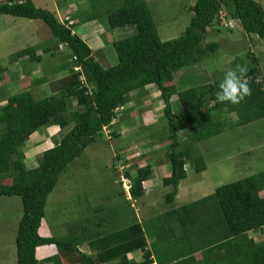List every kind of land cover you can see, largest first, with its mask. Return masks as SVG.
<instances>
[{
    "label": "trees",
    "instance_id": "obj_1",
    "mask_svg": "<svg viewBox=\"0 0 264 264\" xmlns=\"http://www.w3.org/2000/svg\"><path fill=\"white\" fill-rule=\"evenodd\" d=\"M96 1L103 5L108 3L110 7L102 13L91 8L92 14L79 16L81 23L105 16L114 31L127 25L136 29L124 38L109 37L118 57L115 65L103 64L104 60L106 64L108 62L107 56H99L101 52L104 54V49L93 50L74 32L76 25L73 22L60 21L55 13L38 7L33 0H0V15L42 19L48 24L56 44L66 45L71 61L45 70L55 75L51 84L54 93L37 98L31 90H24L1 99L4 103L0 107V125L4 129L0 133V174H9L10 179L0 182V196H20L23 203L16 238L17 264H39L37 248L42 245L56 246L58 253L47 259L54 264H103L114 260H120V264H133L127 254L138 249L144 252L145 264L153 263L152 253L147 249V235L137 220L105 234L101 231L103 236L97 229L98 224L96 228L77 230L76 233H80L77 241L40 233L49 195L62 173L103 135L105 128L116 125L120 110L128 111L130 107L127 105L146 86L158 88L163 101V117L167 119L160 135L168 133L162 142L171 141L159 151L166 153L165 162L171 165V175L163 179V184L171 187L165 195L169 204L174 202L179 184L187 176V162L192 163L197 173L207 168L204 156L195 152L199 142L264 118L262 70L259 58L250 48L244 58L250 60L246 64V78L252 93L238 105L216 102L217 85L224 74L205 84L200 83L199 77L190 75L184 79L189 85L187 88L177 83L169 84L176 79L178 72L191 69L217 52L220 43L207 40V37L209 32H220L222 10L226 18L235 21L233 27L223 28L232 29L240 23L246 34H256L264 39V7L260 2L196 0L189 7L191 20L183 33L177 38L162 40L146 0ZM42 43L21 49L15 55L19 59L28 57L30 62L40 63L44 55L38 54L39 50L44 54H58L53 44ZM66 70L67 75L57 77L56 74ZM6 71L7 68L0 65V82ZM40 79L44 81L42 77ZM1 93L5 92L0 91L2 97ZM175 95L180 103L177 107L172 102ZM132 110L130 108V112ZM226 113H235L236 117ZM154 123L151 122V126ZM181 123L189 128V142H184V146L179 135ZM48 126L59 127L61 138L38 157L35 167L29 168L22 147L31 135L45 132ZM157 132L158 129L150 132L152 138ZM118 136L120 133L114 131L111 138ZM132 167L135 169L125 167L123 173L131 179V196L137 199L143 195V182L153 176L154 169L151 163L139 166L134 162ZM119 194L126 196L125 189ZM203 209L216 216L207 222L202 221L204 225L198 228ZM166 214L170 221L176 220L182 225L185 235L194 236L202 244L204 260L198 264H205L210 258L214 264H264V241L258 242L250 235L251 231L264 230V172L221 185L202 200L181 205ZM80 242L86 243L97 258L79 251ZM193 261L195 258L189 256L175 262L171 260L170 264H191Z\"/></svg>",
    "mask_w": 264,
    "mask_h": 264
},
{
    "label": "rangeland",
    "instance_id": "obj_2",
    "mask_svg": "<svg viewBox=\"0 0 264 264\" xmlns=\"http://www.w3.org/2000/svg\"><path fill=\"white\" fill-rule=\"evenodd\" d=\"M82 1L84 3L78 5L81 13H91L95 10L94 8L102 13L105 9L110 7V4L107 3L103 5L96 0H90L91 2L87 0ZM146 1L158 26V31L162 40H168L179 37L188 26L191 20L189 7L192 6L196 0ZM256 1L260 2L264 7V0ZM91 8H93V11ZM223 13L225 14V11H223ZM105 18L104 16L99 20L100 24L102 23L104 25V29H108V33L97 40L95 39V31L90 30L91 32L88 33V36L93 37V42L97 43H99L101 39L102 43H100V46H102V48L100 49H104V54L101 52L99 56L102 58L107 56L108 62L106 64V60H104L103 64L110 66L118 62L117 53L111 39L127 37L133 34L136 29L133 25H127L118 27L114 31L110 28ZM12 19L18 22L17 25L12 24ZM24 20L28 22L26 23ZM31 22H34L35 25H41L43 30L42 28H39V30L34 27L33 24H30ZM224 22L231 24L229 18H226ZM222 24L219 25L220 32L218 34H216L217 32H209L210 35L207 37V40H215L220 43L217 52L191 69L178 72L176 79L169 84L177 83L187 88L189 85L184 79H187L190 75L199 77L200 83L205 84L211 82L215 78L223 75L228 68H234L237 64H247L250 60L249 58H244V53L248 51L249 48L251 52L259 58V66L262 70L264 80V39L256 34H246L240 23L232 29L227 27L223 28L225 25ZM93 25L95 24L93 23ZM94 28L97 29L96 26ZM109 37H111V39ZM107 39H109L110 42L106 43ZM40 41L45 45L53 44V48L56 50L58 49L57 55L51 53H46L44 55L42 50L38 51H41L40 54L45 56V59H43L41 63H35L36 66L38 65L41 71L40 74H42V79L44 80L41 86V92L37 95L43 96L48 93L47 89L50 92L49 87L52 81L55 80V75H52L50 72L43 75V70L52 69L64 61L71 62L69 61L66 45L56 44L50 27L42 19H27L7 14L0 15V65L7 68V71L3 73L6 77V81L4 85L1 86L2 88H0L1 92L9 94L18 93L24 91L26 86L30 85L33 79L23 78V75L24 72L29 71L31 62L28 57L17 58L15 52L29 46H34V44ZM93 42H91L92 46H97ZM96 55H98V52ZM67 72L68 70L56 75L57 77L64 74L67 75ZM28 80L30 81L27 82ZM36 80L42 82L40 78ZM50 80L51 83L46 84L47 81L50 82ZM180 80L184 82H180ZM134 99L136 100L127 106L136 107L139 103L142 104V107L138 109L139 113L132 117V115L130 116V108L128 111L122 112L120 110L118 118L116 119V125L105 128L103 135L99 136L96 142L88 146L83 154L72 161L62 173L55 189L49 195L46 215L40 230L41 235H50L77 241V230L82 231L84 228L90 229L92 223H97L99 228L98 231L100 235L103 236L105 232L119 229L123 225L135 221L134 209H139L141 216L143 212H140L139 202H146L144 199H156L158 200V205H164L168 208L171 205L176 207L184 204H193L213 194L216 188L221 185L264 171V118H262L201 141L195 146V152L197 151L196 153H201L204 156L208 169L206 170L207 173H205V175L207 174L206 177H204L205 175H201L202 173L197 175L191 172V179L194 181L192 184L195 186L191 195L188 194L187 197L179 196L172 204H169L166 203L163 195L169 192L170 188L160 185L156 188H150L148 190L149 194L145 197L141 196L135 200H128L126 196L119 194L123 189L121 177L125 170L124 168L126 167V169L131 168L134 170L135 168L132 167L135 162L134 159L139 160L138 165H140V163H145V161L140 160L141 157H132L130 151L133 150L136 152L139 147L141 149H152L156 152L150 154L154 155V159L155 157L164 159L166 153L159 150H162V148L166 146L165 144L171 141L166 140V143H163L162 138L163 140L166 139L169 134L164 133L160 135L161 128L166 125L164 121H167V119L163 117V101L158 88L153 85L149 86L148 89L145 87L141 89L140 95H135ZM172 102L175 107L180 106L177 95L172 98ZM2 104L3 103L0 102V107ZM74 105H76L75 101ZM150 109L153 110L154 114L155 123L153 126H151L150 123H144L140 118L141 112L143 113ZM226 115L233 116L234 118L236 117L235 113H226ZM132 118L135 119L130 121ZM179 127L180 139L184 146V142H189V128L185 123H181ZM54 128L55 126H48L44 129L46 133L40 132L37 134L36 132V134L30 136L29 140L22 147L27 167L30 168L35 165L38 157L42 155L46 149L54 146L55 143L59 141L61 132L59 127H56L58 130L57 132L52 131L55 130ZM152 128L153 130L158 129L156 135H153L154 138H152L150 134V132H153V130H151ZM3 129L4 126L0 125V133L3 132ZM50 131L54 133L52 137H47ZM63 131L66 132V130ZM114 131H118L120 136L112 140L111 136ZM135 141L139 147L135 145ZM118 155H120V159L117 158ZM187 165H191V169H193L191 162H187ZM159 175L161 174L158 173L157 176ZM9 179V174H0V182H6L9 181ZM154 194L157 196L155 197ZM153 206L154 205H151L152 208ZM201 206L202 205H200L199 208ZM202 211L203 214H201L203 216L198 218L201 220L198 222V228L204 225L202 221L207 222L216 216L215 213H211L210 210L203 209ZM113 213H115V215H113ZM119 213L124 215V217L121 220H112V218H116ZM22 215L23 203L20 196H0L1 264L9 263L12 259L14 260L16 256V234ZM147 219L146 222L148 224L151 223L154 224L155 227L157 226L158 232L162 230L158 242H163L158 244V249L161 250L163 248L162 244L164 243L167 246V255H173L175 253L174 256L178 257L185 253L187 249L185 246L181 245L183 242L186 243L190 250L200 244L194 236L189 238V235H183L182 233L178 236L179 238H173L171 244L168 240L172 235L167 232V230H169L166 222L168 216H160V218L151 221ZM174 225L176 226H172V228L178 231L182 229V225H177L176 220H174ZM78 235L80 236V233H78ZM253 236L256 239H264V233L263 235H261V233H255L254 235L253 232ZM188 238L189 242L187 241ZM201 242L203 243V240ZM57 253L58 250L55 245H42L37 251V257L42 262L45 255L53 256Z\"/></svg>",
    "mask_w": 264,
    "mask_h": 264
},
{
    "label": "crops",
    "instance_id": "obj_3",
    "mask_svg": "<svg viewBox=\"0 0 264 264\" xmlns=\"http://www.w3.org/2000/svg\"><path fill=\"white\" fill-rule=\"evenodd\" d=\"M33 1L38 7L49 9L50 11L55 13V15L59 18L60 21H62V22L66 21V22H70V23L73 22L74 26L76 25L74 27V32L77 33L85 42H87L93 50L96 51V50L102 48V46H100V43H102L101 39H100L99 43L93 42V37L88 36V33L91 32L90 30H94L95 31V36H96L95 39L98 40L101 37V35L103 36V35L108 33V29H106V28L104 29V25L102 23L100 24V20H99L100 18H97V17H94L92 20L88 19L89 21H86L84 23L80 22L81 18L79 16L82 13L80 11V8H78V5L84 3L82 0H33ZM92 13L93 12L88 13V15L92 14ZM27 19H29V18H27ZM105 19H106V21H108L107 23L109 24L108 17H106ZM24 21H26V20H24ZM27 22L28 21H26V23ZM17 23L18 22L16 20L14 21L12 19V24L17 25ZM93 23L95 25H93ZM30 24H33L34 27H36L38 29L42 28V30H43V27L41 25H37V24L35 25L34 22H31ZM95 26H96L97 29L94 28ZM48 33L50 34L49 31H48ZM31 38H33V37H31ZM91 42H93L97 46L93 47ZM40 52H38V54H40ZM12 54H14V53H12ZM48 54H50V53H48ZM43 59H45V56L43 57ZM29 71L28 72H24L23 78H28V79L32 78L33 80H32V82H30V85L26 86L25 90H31L34 93L35 97H37V98L46 97V96L54 93V92H52V89H51V86H50L49 87L50 88L49 89L50 92L47 89L48 93L44 94L43 96L37 95L39 92H41V86L43 85L44 81L43 82H38L36 79L41 78L42 74H40L41 71L39 70L38 65L36 66L35 62H31V66L29 68ZM43 72H44L43 75H46L47 72L49 73V71H45V70H43ZM5 78L6 77L4 76L3 81L0 82V87L4 85V83L6 81ZM29 81L30 80H28L27 82H29ZM50 83H51V80H50V82L47 81L46 84H50ZM149 86H151V85H149ZM149 86H146V88L148 89ZM8 88H10V87H8ZM1 94H2V97L0 96V102L4 103V101H1V99L4 98V100H5V98H7L9 96V93H1ZM13 94H15V93H13ZM140 94H141V92H140ZM135 100L136 99H134V97H133V100L131 102H133ZM128 107L133 108L132 112H130V116L132 115V117H133L134 115H137L139 113L138 109L140 107H142V104L139 103V105H136V107H134V106H128ZM149 108H151V107H149ZM153 109L155 110L154 107H153ZM140 115H141L140 118L144 121V123H151V122L154 121V116H153L154 114H153V110H151V109L148 110V111H145L143 113L141 112ZM54 129L55 130H52V131H55V132L58 131L56 126H55ZM53 133L50 131V133L47 134V137H49V136L52 137ZM37 134H39V132H37ZM135 145H137L139 147L137 142L135 143ZM139 148H138V150L136 152L131 150L130 151L131 156L132 157H141L140 160L145 161V163H140L139 166H143V165H146L147 163H151V165L153 166V169H154L153 176L150 179H148V180L143 182L144 193H143L142 196L145 197V196H147V194H149L148 190L150 188L151 189L152 188H156V187H158L160 185L165 186L163 184V179L165 177H168V176L171 175V165H170L169 162H165V158L164 159H160L159 157H157V158L155 157V159H154L153 158L154 155H150L151 152H153L152 149L148 150V149H141V148L139 149ZM144 150H147V151H144ZM117 158H118V156H117ZM134 161L139 163L138 159H134ZM26 165H27V163H26ZM36 165H37V162L32 167H35ZM207 169H208V166H207V168L204 171L197 173L193 169H191V165H187L186 164L187 176H186L185 179H183L180 182L179 187H178V194L176 195V198L178 199L179 196L187 197V195L188 194L191 195L192 190L195 189L194 184H192L194 181L191 179V172L196 173L197 175L202 173L201 175L204 176L205 173H207V171H206ZM157 172L160 173L161 175L157 176V174H158ZM206 176H207V174L204 177H206ZM167 187H169L170 190H171L170 186H167ZM166 194L163 195L164 198H165ZM130 196H131V194H130ZM154 196L156 197L157 195L154 194ZM126 197H127L128 200H135V199L132 198V196L128 197L127 194H126ZM176 198H175V200H176ZM144 200L146 202H141V203L139 202L140 212H143V213H141V216H140L139 209L138 210L134 209L135 210V212H134L135 219L134 220H137L138 222L142 223V225H143V229L145 230V233L147 235V241H148L147 249L150 250L151 253H152L151 254V258L153 260L152 264H170L171 260H174V262H175V261H177L179 259L181 260L184 257L188 258L189 256H193L195 258V261H193L191 264H198V262H202V260H204V250L201 248L202 244H199L198 247L195 246V247L192 248V250H190L187 247L186 243L183 242V244H181V245L185 246L187 251L185 253H183L182 255L178 256V257L174 256L175 253L173 255H167L168 250H167V246L164 243L162 244L163 248L161 250H159L158 249V246H159L158 244L163 242V241H159L158 242V240H160L159 239L160 236H161L160 232H162V230H160L158 232L157 226L155 227V225L151 224V223H149L150 224L149 225L146 222L147 218H148L147 219L148 221L154 220L156 218H160V216L167 215L166 213L168 211L174 210L175 208H178L181 205L180 206H176V207H174V205H171L168 208V207H166L164 205L163 206L158 205V200H156V199H152L151 198V200H149V199L148 200L144 199ZM165 201H166V199H165ZM151 205H154L155 207L153 206V208H152ZM127 212H128V210H127ZM113 214L115 215V213H113ZM123 217H124V215H121L119 213V215L116 218H112V220H114V221H115V219L121 220ZM166 222H167V228H169V230H167V232H168V234L172 235L171 237H169V240H168L169 243L172 244V242H173L172 239L173 238H179L178 236L181 233L183 235H185L184 231L182 229L180 231H178V230L172 228V226H176V225H174V221H170L169 218H168V220ZM115 225H116V223H115ZM177 225H179V224L177 223ZM96 226H97V223H92L91 228H94V227L96 228ZM123 226H125V225H123ZM122 227H120V228H122ZM97 229L99 230L98 227H97ZM17 231H18V228H17ZM78 232H81V231H78ZM253 232H254V235H255V233H258V234L261 233V235H263L264 230L258 229V230H254V231L250 232V235L256 241H258V242L264 241V239H262V238L256 239L253 236ZM16 238H17V234H16ZM202 240L205 241L204 238ZM187 241L189 242L188 239H187ZM38 249H39V247L37 248V251H38ZM79 251L85 252V253H87V255L93 256L94 259L97 258V254L95 252H93L92 250H90L86 243L85 244H83L82 242L79 243ZM51 256L52 255H45L42 262L39 260L40 261L39 264H54L53 262L47 260ZM127 258H128V260L133 261V264H145L144 263V252L142 250H140V249L128 253L127 254ZM0 264H1V260H0ZM5 264H17V248H16V256H15L14 260L12 259V261H10L9 263H5ZM103 264H120V260L109 261V262H106V263H103ZM205 264H214V261H213L212 258H210Z\"/></svg>",
    "mask_w": 264,
    "mask_h": 264
},
{
    "label": "clouds",
    "instance_id": "obj_4",
    "mask_svg": "<svg viewBox=\"0 0 264 264\" xmlns=\"http://www.w3.org/2000/svg\"><path fill=\"white\" fill-rule=\"evenodd\" d=\"M247 65L237 64L234 68H228L223 79L217 85L218 91L215 93L216 102L240 104L252 93L247 77ZM260 81L257 80V83ZM215 83V81H213Z\"/></svg>",
    "mask_w": 264,
    "mask_h": 264
},
{
    "label": "built area",
    "instance_id": "obj_5",
    "mask_svg": "<svg viewBox=\"0 0 264 264\" xmlns=\"http://www.w3.org/2000/svg\"><path fill=\"white\" fill-rule=\"evenodd\" d=\"M220 17L222 18L221 24L223 23L225 26H231V27H233L235 25V21H233L231 19H229V20H231V24H227L224 22L226 19V13L224 14L223 11H220ZM113 122H115V119H113ZM121 182H122L123 188L125 189V193L127 194L128 197H130V194H131L130 190L132 187L131 179L128 178L127 176H125L124 173H122Z\"/></svg>",
    "mask_w": 264,
    "mask_h": 264
}]
</instances>
